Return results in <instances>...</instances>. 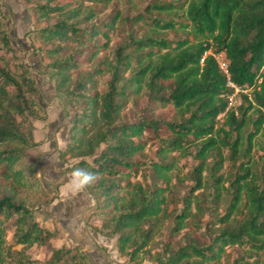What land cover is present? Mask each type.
<instances>
[{
	"label": "trees",
	"instance_id": "1",
	"mask_svg": "<svg viewBox=\"0 0 264 264\" xmlns=\"http://www.w3.org/2000/svg\"><path fill=\"white\" fill-rule=\"evenodd\" d=\"M22 1L31 5L35 39L46 46L42 52L46 62L39 61V74L52 83L54 98L64 100L73 112L58 158L62 162L76 159L67 171L80 167L99 176L87 193L94 203L91 214L100 224L86 225L113 239L118 254L130 264H142L145 258L153 264H221L219 256L226 245L245 248L249 256L264 253V0H185L180 4L151 0L146 13L132 15L130 22H143L140 26L151 34L180 30L184 36L174 41L140 36L87 68H80L83 62L108 49V31L117 14L97 23L94 19L100 11L92 7L108 0ZM177 12L179 21L149 17ZM3 18L0 9V264H38L27 252L32 245L49 251L44 264H92L80 244L52 246L50 240L59 232L34 218V211L57 193L50 195L42 187L36 162L27 160L37 142L25 121L42 118L35 98L39 88L28 68L11 64L8 56H15L14 47ZM97 36L104 41L95 43ZM82 53L85 58L79 59ZM220 53L226 73L218 68L215 56ZM102 74L108 80L106 88L98 91L96 78ZM232 93L246 102L240 116L230 106ZM129 94L157 103L160 110L169 108L168 115L120 121ZM69 107L63 105L66 114ZM142 110L154 107L146 104ZM248 110L254 118L245 116ZM247 123L250 128L244 131ZM145 142L157 144V161L143 163L135 157ZM190 148L197 161L187 175L192 183L179 198L180 210L168 219L166 193L173 162L162 160L172 152L185 156ZM238 157L244 160L238 162L235 173L224 176L222 162L234 163ZM141 165L149 167L163 185L147 188L131 181ZM202 189L211 202L224 200V213L214 219L221 227L208 243L183 234L176 239L191 205L200 208L203 193L197 192ZM160 228H165L161 244L152 253L147 245ZM241 264H264V260H242Z\"/></svg>",
	"mask_w": 264,
	"mask_h": 264
},
{
	"label": "rangeland",
	"instance_id": "2",
	"mask_svg": "<svg viewBox=\"0 0 264 264\" xmlns=\"http://www.w3.org/2000/svg\"><path fill=\"white\" fill-rule=\"evenodd\" d=\"M12 1L13 0H0V9L4 13L2 24L7 27V33L10 36V42L14 47L15 53L14 57H11L10 55L8 57L13 66L15 64H22L32 72L35 84L39 88V92L36 94L35 98L37 103L42 108V112H37L38 117H42L41 119L28 117L25 121V123L31 127L33 139L37 142V145L28 151L29 154L27 156V160L30 162H36L39 169L38 175L41 178L42 187L45 190H49L51 193L50 195L55 192L57 193L56 198H54L50 203L42 204L39 206L37 211H34V218L42 225L44 224L41 221H44L45 225L48 227H46L47 229H55L59 232V235L54 238L55 240L53 239L54 242L52 239L50 240V244L52 246H59L62 243H66L68 246H71L76 243H80L81 240L91 253L92 244L94 243L96 245L97 242L98 248L103 249V252L107 249H114L111 238L106 237L107 239L100 242L97 238L95 239V232L86 225V223H90V221L93 222L98 219L91 214L92 210H94V203L88 193L78 194L72 199H66L63 188L61 190V194L58 195L59 185H67L69 182V178H66V174L70 173V171H67L66 169L71 166L74 161H76V159L69 158L68 161L62 162L58 158L57 152V146H62L64 139L67 142L73 112L64 100L54 98L52 83L50 84L45 77H42L39 74V61L42 60L43 63L46 62L42 53L46 46L40 45L34 37L36 33V26L32 25L33 15L30 11L31 5L22 0H14L19 1L18 5H14L12 4ZM166 1H172L180 4L185 0ZM150 2L151 0H108L105 5L92 6L100 11L99 15H97L94 19L97 23L108 20L109 15L117 14V17L113 23L112 30L108 31V49L100 50L89 63L83 62L80 68L97 66L98 62L105 57V55H111L116 47H125L128 43H130L131 39H137L140 36L151 35L152 37L166 38L172 41L183 37L184 33L180 30H161L151 34L150 30L145 26H140L143 22L139 24H132L130 22L129 18L132 15L136 13H146L144 9ZM149 17L180 20L179 12L163 13L160 15L154 13L150 14ZM51 21H53V19ZM41 25H44V22H42ZM93 41L95 43H102L104 39L97 36ZM129 49L131 50V47H127L128 52L130 51ZM222 55L223 54L220 53L215 56L217 62L224 60ZM77 57L79 59H84L85 54L82 53ZM73 76L75 77V74H73ZM107 80V74L97 76L96 87L98 91H103L106 88ZM230 103V106L234 108L236 115L240 116L246 102L242 101L238 95H234L233 93L231 95ZM146 104L148 106L150 105V107H154V110L143 111L142 107ZM63 105L69 107L67 108L70 110L68 114L64 112ZM160 109L161 108H159L157 103L148 101L141 95L137 94L132 96L129 94L120 111L119 120L126 122L136 121L142 115L150 116L152 118L157 116L166 117V115H168L166 113L169 111V108H165L163 110ZM245 116L252 119L255 117V114L251 110H248L245 112ZM167 119L171 121L173 120L171 117H167ZM218 120L221 121V119ZM262 126H264V123ZM249 128L250 124L247 123L243 130L247 131ZM54 131L57 133V139H59L57 142L52 138V133H54ZM143 139L144 138L142 137L140 139H135V141ZM63 148L64 147H62V149ZM156 148V143L145 142L143 150L135 155V157L139 161H143V163L157 161L159 158L155 155ZM188 151L189 154L185 156H178L176 152L169 153L166 156V159L162 160L165 162H173V168L169 173L170 189L168 193H166L169 200L165 209L170 215L168 219L180 210L181 204L179 198L187 192L192 183L187 175L197 161L192 158L194 150L190 148ZM222 153L223 155H226L227 150H222ZM55 157H57V160ZM211 158L213 157L211 156ZM211 158L209 157L208 161H210ZM87 159H89V157ZM52 160H55L56 163H51L50 161ZM240 160H244V158L241 159L238 157L234 160V163L229 162L227 159L224 160L222 162L221 169L223 175L229 176L235 173L236 166ZM131 181H138L141 184L146 185L147 188H151L154 184L163 185L162 181L154 176L151 169L143 165L139 166L135 177H132ZM206 192L207 191L205 189L197 192L198 194L203 193L199 196L200 208L196 210L195 204L191 205L190 215L186 218V225L181 232L177 234L178 236L176 239L181 237L183 234L185 237L193 238L200 243H208L221 227L220 223H216L214 219L219 218V216L224 213V200L221 199L218 202H211L209 196L205 197ZM55 199H57V201ZM193 221L197 223V226L193 225ZM10 231L11 230L7 233L8 241L11 240ZM164 231L165 228H160L158 235H156L153 238V241H151V243L149 242L147 245L148 249L152 253L159 250L161 244L160 234ZM102 243H104L105 246L102 245ZM18 248L20 247H14V249ZM223 250L224 252L219 256L221 264H241L242 260L247 263H251L258 258L259 260H264V253L252 254L249 256L247 255L245 248L236 245H226L223 247ZM27 252L38 264H44V259L49 255V251L44 246L32 245L27 248ZM94 260L95 264H100L99 259L94 258ZM123 264L130 263H127V260L124 258ZM142 264L153 263L149 262L145 258L142 260Z\"/></svg>",
	"mask_w": 264,
	"mask_h": 264
},
{
	"label": "crops",
	"instance_id": "3",
	"mask_svg": "<svg viewBox=\"0 0 264 264\" xmlns=\"http://www.w3.org/2000/svg\"><path fill=\"white\" fill-rule=\"evenodd\" d=\"M18 2L19 1H14L13 0L12 4L18 5L19 4ZM50 84H51V82H50ZM52 134H53L52 138L56 142L59 141V139H57V133L54 131V133H52ZM62 137H63V135H62ZM65 142L66 141L64 139L63 145L62 146H57V150L62 149V147H64V145H65ZM56 155H57V153H56ZM52 157H53V154H52ZM55 158L57 160V157H55ZM66 178H69V176L67 174H66ZM65 185L66 184L59 185L58 195L61 194V190L65 187ZM55 200L57 201V199H55ZM41 222L44 224L45 227H47L45 225L44 221H41ZM90 224L99 225L100 224V219H97V220H95L93 222L90 221ZM92 233H94V232H92ZM94 234H95V239L97 238V240H99L100 242H103L105 239H107L106 237L100 236V234H98L96 232ZM54 240L52 239L53 242H54ZM111 242H112V245H113L114 249L113 248H111V250L107 249V250H105V252H103L101 248H98V246H97L98 242H97L96 245L93 243L94 245L92 244V253L86 248L87 246L84 244V242H81V240H80V243H76V244H80L82 246L83 250L85 252H87L88 256L90 257V260H91L92 264H95L94 258L99 259L100 260V264H123L124 258L126 260V257L125 256H121L120 254H118V252L115 249V245H114L113 239L111 240ZM65 245H67V244L65 243ZM102 245L105 246L104 243H102ZM55 246H58V245H55Z\"/></svg>",
	"mask_w": 264,
	"mask_h": 264
},
{
	"label": "clouds",
	"instance_id": "4",
	"mask_svg": "<svg viewBox=\"0 0 264 264\" xmlns=\"http://www.w3.org/2000/svg\"><path fill=\"white\" fill-rule=\"evenodd\" d=\"M50 162L56 163L55 160ZM67 175L69 182L63 189L66 199H72L78 194H87V190L99 179L97 173L80 167H74Z\"/></svg>",
	"mask_w": 264,
	"mask_h": 264
},
{
	"label": "built area",
	"instance_id": "5",
	"mask_svg": "<svg viewBox=\"0 0 264 264\" xmlns=\"http://www.w3.org/2000/svg\"><path fill=\"white\" fill-rule=\"evenodd\" d=\"M223 58H224V57H223ZM217 64H218V68H219L222 72L226 73V60H225V59H224V60H220V61L217 62ZM226 85L229 86V87H231V88H233L235 92L237 91L236 87H235L233 84H231L230 82L227 81ZM232 94H233V93H232ZM232 94H231V95H232ZM231 95L228 96L229 103H230V100H231Z\"/></svg>",
	"mask_w": 264,
	"mask_h": 264
}]
</instances>
